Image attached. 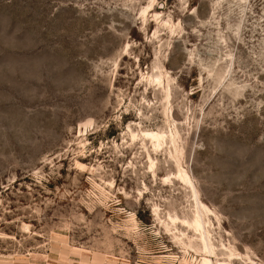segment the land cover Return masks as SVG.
<instances>
[{
  "label": "rangeland",
  "instance_id": "obj_1",
  "mask_svg": "<svg viewBox=\"0 0 264 264\" xmlns=\"http://www.w3.org/2000/svg\"><path fill=\"white\" fill-rule=\"evenodd\" d=\"M198 216L264 264V0H0V264H200Z\"/></svg>",
  "mask_w": 264,
  "mask_h": 264
},
{
  "label": "bare ground",
  "instance_id": "obj_2",
  "mask_svg": "<svg viewBox=\"0 0 264 264\" xmlns=\"http://www.w3.org/2000/svg\"><path fill=\"white\" fill-rule=\"evenodd\" d=\"M143 136L146 138H149L151 141H154L155 142V148L160 147L163 143L164 137L161 134L149 132V133H144ZM134 137H135V135L132 134L131 138L134 139ZM149 162L151 165L150 160H149ZM178 177L180 179H182V181L185 182L187 185L192 187L189 176L187 174H185L182 170H179ZM199 208L205 212H208L207 209L203 206H201ZM157 211H158L157 208L152 209L153 216H157ZM170 222H174V220L170 219ZM182 223L187 224L188 226H191L193 231L195 232L194 234L197 235L196 243L198 244L200 251L203 254L200 264H214L211 258L215 257V248L211 242V236H210L207 228L205 227L206 224H204L201 221V218L199 216L196 217L191 224L190 223L188 224L186 222H182ZM191 248L193 249V247H191ZM237 255L238 254H236L234 251L229 250V253H228L226 260L225 261H219L216 264H229L230 261H232L234 259H238V258H235V257H237Z\"/></svg>",
  "mask_w": 264,
  "mask_h": 264
}]
</instances>
